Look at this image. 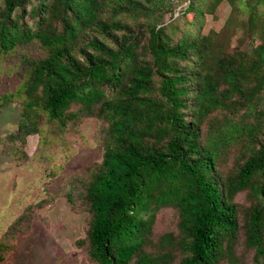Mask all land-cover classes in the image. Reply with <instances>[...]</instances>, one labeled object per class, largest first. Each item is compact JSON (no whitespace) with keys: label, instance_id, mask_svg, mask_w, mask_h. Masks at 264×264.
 Here are the masks:
<instances>
[{"label":"trees","instance_id":"1","mask_svg":"<svg viewBox=\"0 0 264 264\" xmlns=\"http://www.w3.org/2000/svg\"><path fill=\"white\" fill-rule=\"evenodd\" d=\"M185 1L165 23L172 0H0V65L19 82L0 107L22 104L8 141L47 150L85 119L107 126L102 162L60 193L87 214L92 264H264V0Z\"/></svg>","mask_w":264,"mask_h":264},{"label":"rangeland","instance_id":"2","mask_svg":"<svg viewBox=\"0 0 264 264\" xmlns=\"http://www.w3.org/2000/svg\"><path fill=\"white\" fill-rule=\"evenodd\" d=\"M187 5L185 0L175 4V12L165 16V23L179 17ZM231 13L232 8L223 1L214 15L206 16L203 33L222 31ZM240 37L239 32L231 48L240 46ZM11 66L10 61L0 65V96L15 92L19 85L8 72ZM21 119L19 100L0 107V241L19 218L26 216L23 227L30 226L17 234L15 250L0 264H92L76 247L77 240L85 236L87 214H74L60 193L67 176L102 162L107 126L94 118L85 119L77 132L45 150L36 134L27 137L22 146L8 141L17 133Z\"/></svg>","mask_w":264,"mask_h":264},{"label":"built area","instance_id":"3","mask_svg":"<svg viewBox=\"0 0 264 264\" xmlns=\"http://www.w3.org/2000/svg\"><path fill=\"white\" fill-rule=\"evenodd\" d=\"M173 3L177 4L180 2V0H172Z\"/></svg>","mask_w":264,"mask_h":264}]
</instances>
